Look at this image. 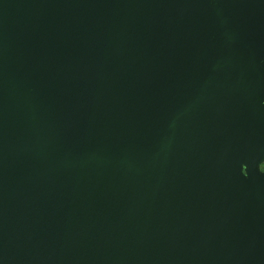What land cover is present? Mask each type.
Listing matches in <instances>:
<instances>
[{
	"label": "water",
	"instance_id": "1",
	"mask_svg": "<svg viewBox=\"0 0 264 264\" xmlns=\"http://www.w3.org/2000/svg\"><path fill=\"white\" fill-rule=\"evenodd\" d=\"M264 0H0V264H264Z\"/></svg>",
	"mask_w": 264,
	"mask_h": 264
},
{
	"label": "rangeland",
	"instance_id": "2",
	"mask_svg": "<svg viewBox=\"0 0 264 264\" xmlns=\"http://www.w3.org/2000/svg\"><path fill=\"white\" fill-rule=\"evenodd\" d=\"M255 83H257L261 90H260V94L262 97V101L264 103V71L259 72L256 76H255ZM263 166H264V159L261 160V162L259 163L258 166V171L261 172L263 170Z\"/></svg>",
	"mask_w": 264,
	"mask_h": 264
},
{
	"label": "flooded vegetation",
	"instance_id": "3",
	"mask_svg": "<svg viewBox=\"0 0 264 264\" xmlns=\"http://www.w3.org/2000/svg\"><path fill=\"white\" fill-rule=\"evenodd\" d=\"M261 173H263V174H264V166H263V170L261 171Z\"/></svg>",
	"mask_w": 264,
	"mask_h": 264
}]
</instances>
